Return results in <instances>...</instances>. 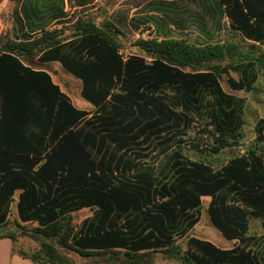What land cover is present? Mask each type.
I'll return each instance as SVG.
<instances>
[{
  "label": "trees",
  "instance_id": "obj_1",
  "mask_svg": "<svg viewBox=\"0 0 264 264\" xmlns=\"http://www.w3.org/2000/svg\"><path fill=\"white\" fill-rule=\"evenodd\" d=\"M25 1L28 30L41 33L22 32L0 45V229L19 192L18 226L37 224L34 262L72 264L58 245L109 264H153L159 251L182 264H264L249 236L250 218L264 219V119L257 145L219 168L188 159L181 148L203 117L212 129L208 155L238 143L245 100L228 94L220 78L226 75L233 91L258 92L264 52L251 44L140 38L133 45L142 55L124 58L114 24L103 29L78 18L73 26L47 29L38 2ZM200 2L209 19L219 24L227 17L245 39L264 43V0ZM34 57L58 62L78 79L89 107L77 108L48 72L25 64ZM89 108L95 113L86 120ZM151 146L170 153L159 171L145 164ZM203 198H210L211 224L236 242L233 248L196 237L184 251L175 245L177 235L199 223ZM86 208L93 216L76 227L73 213Z\"/></svg>",
  "mask_w": 264,
  "mask_h": 264
},
{
  "label": "rangeland",
  "instance_id": "obj_2",
  "mask_svg": "<svg viewBox=\"0 0 264 264\" xmlns=\"http://www.w3.org/2000/svg\"><path fill=\"white\" fill-rule=\"evenodd\" d=\"M37 1L39 9H47L46 4L59 6V0H29ZM28 4L23 0H0V45L4 44L8 39H16L20 36L18 32L15 17L20 16L21 3ZM68 6H85V8L77 11L72 17L58 21L56 27L64 28L65 26H73L78 18L84 20L95 21L101 28L110 22L114 24L122 34L114 36L121 45V53L124 58H128L132 54L142 53L133 44L140 38H158V39H185L196 46H205L207 44H221L231 42L239 44L244 49L251 44L257 46L260 51L264 52V43H255L248 41L243 35L233 30L226 17H222L217 24L216 20H211L203 13L200 0H65ZM44 6V7H43ZM61 6V4H60ZM115 10L112 15L111 11ZM40 14V13H39ZM44 13L41 14L43 16ZM132 16V18H131ZM30 58H24L27 62ZM33 67L41 69L53 76L54 82L61 86L71 99L72 103L79 109L86 110L89 105L81 96V82L67 73L60 63L45 64L32 58ZM150 61V58H146ZM234 78H238L237 74L231 72ZM228 77L223 75L220 80L224 90L231 95L243 98L245 100L244 125L238 143L228 149H225L219 155H208L205 152L213 143L210 133L212 130L206 118H200L193 125L192 129L184 137L185 143L181 146L183 155L190 160L197 162H205L219 168L227 164L231 159L242 156L247 153L250 148L257 145L259 136L257 128L259 122L264 119V71L261 73L257 83L258 92L245 93L233 91L227 83ZM89 120L95 113L94 108H89ZM146 147V146H145ZM150 150V157L145 164H152L157 171L164 167L170 153L161 155L153 146L147 147ZM174 150V148H173ZM210 199L203 198V206L200 211L199 223L186 235H177L175 237V245L186 250L189 237H196L214 243L219 248L231 249L236 242H230L211 224L207 208ZM16 204L14 203L12 212H15ZM92 210H84L74 215V225L79 227L81 223L92 217ZM36 224H22L19 227L16 216L10 217L8 225L0 229V235L16 234V242L5 241L0 239V264H12V255L19 256L23 261H30L33 253L40 249V243L34 236L33 229ZM249 236L256 241L251 243V249L256 250L264 256V248H261V240L264 238V219L250 218ZM56 245V244H55ZM60 252L71 258L74 264H109L104 261L103 256L85 258L76 252L63 249L56 245ZM15 248L14 253L11 249ZM20 253V254H19ZM107 257V256H105ZM17 261V259H16ZM153 264H182L181 258L177 256L168 257L162 252L153 253Z\"/></svg>",
  "mask_w": 264,
  "mask_h": 264
},
{
  "label": "crops",
  "instance_id": "obj_3",
  "mask_svg": "<svg viewBox=\"0 0 264 264\" xmlns=\"http://www.w3.org/2000/svg\"><path fill=\"white\" fill-rule=\"evenodd\" d=\"M24 1V0H23ZM23 2L21 3V10L23 9ZM60 4H61V6H60ZM44 7V6H43ZM54 9L53 10H51V11H47V9H40L39 10V16H40V19H41V21H39V22H41L40 24L42 25V24H46L47 25V29H50V28H54V27H56V23L58 22V21H60V20H65L66 18L68 19V18H70V17H72L77 11H80L81 9H83V8H85V6H68V5H66V2H65V0H59V6H55V7H53ZM114 11L115 10H112L111 11V13H110V15H112L113 13H114ZM42 13H44L43 14V16H41V14ZM20 19V21H21V23H22V27H23V29L21 30L20 29V27H19V25L18 24H16L17 25V28H18V32H24V33H26V34H30V35H34V36H36V35H39L40 33H41V31H38V32H35V33H30L29 32V30H28V25H27V21L23 18V15H22V12L20 13V16H17V17H15V21H16V19ZM131 18H132V16H131ZM35 22H37V21H35ZM43 22V23H42ZM16 23H17V21H16ZM36 60L38 61V62H40L39 61V59H38V57L36 58ZM33 59H29L25 64L26 65H28V66H31V67H33ZM41 63V62H40ZM52 63H56V62H52ZM52 63H47V64H52ZM58 63V62H57ZM61 65V64H60ZM34 68V67H33ZM63 68V67H62ZM35 69H37V68H35ZM37 70H42V68L41 69H37ZM47 72V71H46ZM49 74H50V72H48ZM68 73V72H67ZM51 75V74H50ZM71 75V74H70ZM52 76V75H51ZM72 76V75H71ZM73 77V76H72ZM52 78H53V76H52ZM75 78V77H74ZM53 81H54V79H53ZM60 88H61V86H60ZM61 90H62V88H61ZM63 91V90H62ZM65 93V92H64ZM153 167H155V166H153ZM18 196H19V192H17L16 194H15V196H14V202L11 204V211H12V209H13V205H14V203L16 204V209H15V212H12L13 213V216H15V215H17V202H18ZM208 199V198H207ZM210 199V198H209ZM84 210H91V209H88V208H86V209H83V210H80V211H78V212H75V213H73V216L76 214V213H79V212H82V211H84ZM93 211V210H92ZM94 212V211H93ZM87 218H89V217H87ZM34 224H36V223H34ZM37 225V224H36ZM5 241H11V239H9V238H3ZM201 240H203V239H201ZM16 241H14L13 240V243H15ZM15 248H12L11 249V253H14V250ZM20 254V253H19ZM16 259H17V261H16ZM12 264H44V263H38V262H30V261H23L22 259H21V255H19L18 257L16 256H13L12 255ZM73 264V263H72Z\"/></svg>",
  "mask_w": 264,
  "mask_h": 264
},
{
  "label": "built area",
  "instance_id": "obj_4",
  "mask_svg": "<svg viewBox=\"0 0 264 264\" xmlns=\"http://www.w3.org/2000/svg\"><path fill=\"white\" fill-rule=\"evenodd\" d=\"M225 19H226V20H228V18H227V17H226Z\"/></svg>",
  "mask_w": 264,
  "mask_h": 264
}]
</instances>
